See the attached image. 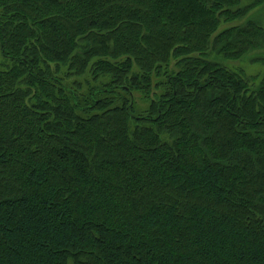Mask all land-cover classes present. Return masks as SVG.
I'll list each match as a JSON object with an SVG mask.
<instances>
[{
    "label": "trees",
    "instance_id": "trees-1",
    "mask_svg": "<svg viewBox=\"0 0 264 264\" xmlns=\"http://www.w3.org/2000/svg\"><path fill=\"white\" fill-rule=\"evenodd\" d=\"M262 4L0 0V264H264Z\"/></svg>",
    "mask_w": 264,
    "mask_h": 264
},
{
    "label": "rangeland",
    "instance_id": "rangeland-1",
    "mask_svg": "<svg viewBox=\"0 0 264 264\" xmlns=\"http://www.w3.org/2000/svg\"><path fill=\"white\" fill-rule=\"evenodd\" d=\"M248 1H244V4H246ZM248 20L255 21L257 23H260L264 27V4L262 6L254 9L249 15H247L242 21L236 22L234 25H242ZM226 27H229V24H227ZM225 27V28H226ZM259 53V52H257ZM253 53L251 55L246 56L242 60L239 61H232L227 62L226 65L230 68H235L243 70L248 76L256 77L259 76L264 71V64L256 63L254 60L257 58L256 54ZM264 53V51H261V55ZM264 55V54H263ZM3 57L0 53V63H3ZM137 101L139 104L143 107L142 111L146 108V102L140 100V96L136 95Z\"/></svg>",
    "mask_w": 264,
    "mask_h": 264
}]
</instances>
